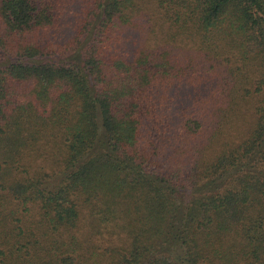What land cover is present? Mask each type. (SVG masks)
Wrapping results in <instances>:
<instances>
[{"label": "trees", "instance_id": "obj_1", "mask_svg": "<svg viewBox=\"0 0 264 264\" xmlns=\"http://www.w3.org/2000/svg\"><path fill=\"white\" fill-rule=\"evenodd\" d=\"M77 1L0 0V264H264V0ZM149 26L255 85L194 96L182 160L144 141L189 67L134 52Z\"/></svg>", "mask_w": 264, "mask_h": 264}, {"label": "rangeland", "instance_id": "obj_2", "mask_svg": "<svg viewBox=\"0 0 264 264\" xmlns=\"http://www.w3.org/2000/svg\"><path fill=\"white\" fill-rule=\"evenodd\" d=\"M85 2L86 1L81 0L80 3L78 0L69 8V10L80 12V10H83ZM62 27L65 29L71 27L73 29L75 23L73 20H68L62 24ZM165 28L166 27L160 26L157 27L155 31L152 30L151 26L148 28H142L136 38L132 36L134 39H137L133 42L132 48H134V52H137V50L140 49H167L170 51V56L173 59L180 61V64L183 67L189 65L187 71L183 75V79H173L168 83L166 88L161 87L160 84V90H158V92L162 93L164 89L167 90L165 102L171 108L168 111L170 114L168 126L162 128L164 131L161 133L153 130L149 133V130H145L144 133L146 135L145 142L149 143L150 140H152L154 144V152H159L165 158L171 156L174 160H182L186 157L193 146L189 143L187 137L182 136L183 131L180 130V128H182V123L180 120L184 118L187 113L191 112V110H196L195 108L197 107L193 104L195 100L194 96H197V101H204L205 104L212 106L216 103L221 106L222 101L227 100L226 95H228L232 89L244 87L243 91H254L255 85L250 83L252 81L247 80V77H244L245 80H243V85L238 84V78L240 77L236 75L237 69L232 71L229 68L232 64H240V55L237 56L232 54H235V51H226L222 58H215L206 55H203L202 57L199 53L200 46L195 45L189 39H183L182 36L172 35L170 31L164 30ZM62 31L64 32V30ZM134 32H137V28H131L129 33ZM252 68L254 69V66H252ZM248 72L252 71L248 68L245 73ZM192 74H195L196 76H193L192 78ZM238 101L248 109L245 116H249V110L254 107L253 104H256V99L254 97L251 98L246 96L244 99L239 98ZM225 119L228 121V117ZM226 129H228V126H226ZM224 140L225 137L220 141V146ZM50 143L53 146V143ZM47 146L50 151L51 145L47 142L44 143L42 147L43 150L46 151ZM37 159L38 158L35 160ZM190 190V188H185L186 194L191 192ZM180 200H182L181 197ZM104 237L107 238V235ZM122 239L124 238L122 237ZM119 241L120 239L116 242L118 243ZM173 257L179 264H186L183 260L184 258L181 250L177 249L176 252L173 253Z\"/></svg>", "mask_w": 264, "mask_h": 264}]
</instances>
